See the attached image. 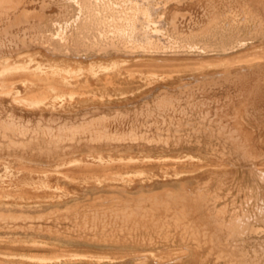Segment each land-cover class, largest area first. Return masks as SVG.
<instances>
[{"label": "bare ground", "instance_id": "6f19581e", "mask_svg": "<svg viewBox=\"0 0 264 264\" xmlns=\"http://www.w3.org/2000/svg\"><path fill=\"white\" fill-rule=\"evenodd\" d=\"M262 54L264 0H0V264H264V150L243 125L264 80L233 69ZM222 82L242 96L213 116L195 93ZM138 91L134 116L110 105Z\"/></svg>", "mask_w": 264, "mask_h": 264}, {"label": "rangeland", "instance_id": "374dc122", "mask_svg": "<svg viewBox=\"0 0 264 264\" xmlns=\"http://www.w3.org/2000/svg\"><path fill=\"white\" fill-rule=\"evenodd\" d=\"M34 5V4H33ZM35 5H37L36 3H35ZM179 5V7H181V8H188V9H190V10H192V11H194V13H196V15H198V16H196V17H199L200 16V14H198L199 12H201V8H199L200 7V4L198 5L197 3H193V2H190V3H185L184 5L183 4H178ZM197 6V7H196ZM50 8V10H52V9H54V6H51V7H49ZM196 8V9H195ZM199 8V9H198ZM199 10V11H198ZM262 56H264V54H262L261 55V58L260 59H258L259 61L257 62V61H253V62H255V63H253V62H247V63H245V62H243L242 63V65H243V67L242 68H240L242 65L240 64L239 66H234L233 67V69L235 68V67H238L237 69L235 68L234 70L235 71H239V70H242V69H244V68H246V70H253V71H251L250 72V74H249V76H250V78L251 79H258L257 77H260V79L261 80H264V74H262L261 72H260V74H258V73H255V71L256 70H258V69H262V68H264V57H262ZM104 60H106V59H104ZM107 60H108V58H107ZM148 60H149V62H148ZM170 60V61H169ZM174 60V62L172 63V61ZM144 61V62H143ZM143 61H140L139 63L138 62H134V60H129L126 64V67L129 69V70H131V71H133V73L135 74V76H136V78L137 79H140V78H143L144 77V73H145V75L147 74V72L148 71H150V70H152V69H155L158 73H160L162 70H164V69H166L165 67H167L168 65H171V64H185L187 61H190V60H188L187 58H182V56H177L176 58H174V59H165V60H155V59H153V58H150V57H147L146 59H144ZM159 61H161V62H159ZM162 61H164L163 63H162ZM177 61V62H176ZM170 62V63H169ZM180 62H182V63H180ZM262 62V64H260ZM152 63V64H151ZM156 63V64H155ZM168 63V64H167ZM251 63H253L254 64V66H253V64H251ZM85 64V66L87 65V63H84ZM142 64V65H141ZM149 64V65H148ZM162 64V65H161ZM165 64V65H164ZM250 66H249V65ZM132 65V66H131ZM159 65V66H158ZM257 65V66H256ZM262 65V66H261ZM88 66V65H87ZM247 66V67H246ZM256 66V67H255ZM260 66V67H259ZM130 67V68H129ZM142 69H141V68ZM145 67V68H144ZM221 67L222 66H219L218 68L217 67H215V68H210V67H207V68H205L204 70H188V69H184V67L183 68H180L179 69V71H174V72H172V78H170V81L169 82H166L165 81V84H167V86H170V87H173L172 89H174L175 88V86H177L178 85V83H180V82H190V84L191 85H193V84H195L196 83V81H195V76H196V78H198L199 80H200V78H201V75L203 74V75H211V74H213L214 73V71L216 70V72H219V70H223V68L221 69ZM254 67V68H253ZM209 68L211 69V70H209ZM251 68V69H250ZM258 68V69H257ZM214 69V70H213ZM232 68L230 69V71L232 72V73H234L235 71L233 70ZM167 70V69H166ZM208 70V71H207ZM233 70V71H232ZM209 72L208 74H207V72ZM212 71V72H211ZM176 72V73H175ZM185 72H187V73H185ZM192 72V73H191ZM254 72V73H253ZM138 73V74H137ZM180 73H181V75H180ZM184 74V75H183ZM194 74H195V76H194ZM198 74V75H197ZM258 74V75H257ZM177 75V76H176ZM178 75H179V77H178ZM200 75V76H199ZM142 76V77H141ZM176 76V77H175ZM191 76H193V77H191ZM199 76V77H198ZM186 77V78H185ZM188 77V78H187ZM202 79V78H201ZM179 80V81H178ZM194 80V81H193ZM173 81L175 82V83H173ZM177 81V82H176ZM160 83V84H159ZM161 83L163 84V80L162 81H159V82H156V84L157 85H159V87H161L162 88V85H161ZM262 83H264V82H262ZM169 84V85H168ZM223 84V85H222ZM95 85V84H94ZM173 85V86H172ZM219 85V86H218ZM218 85H215V86H211V87H209L208 86V88H209V90H208V88H207V90H206V92H202L201 94L199 93V91H197L195 94H196V97H198V98H202V96H203V98L204 97H206V98H209V100L211 99V101H209V102H207L206 103V105L204 104V105H202L201 107H200V109L202 110H207V109H209L210 110V113H211V115H213L215 112H214V110H215V105H216V102L214 101L216 98L218 99V105L220 104V105H222L223 103H225L226 101H227V96L228 95H231V96H233V97H235L234 99H236V100H239V98L242 96V94H241V96H239V95H237V90H236V87H234L233 85H230L229 83H227V82H222L221 84H218ZM228 85V86H227ZM227 86V87H226ZM216 87H217V89H218V91H217V89H216ZM222 87V88H221ZM109 89H111L110 87H109ZM171 89V88H170ZM222 89V90H221ZM154 91V94L155 93H157L158 91L156 90V89H153ZM215 90V91H214ZM155 91H157V92H155ZM212 91V92H211ZM214 91V92H213ZM217 91V92H216ZM236 91V92H235ZM224 92V93H223ZM232 93H234V94H232ZM245 93V92H244ZM244 93H243V95H244ZM246 94V93H245ZM200 95V96H199ZM127 96L129 97V99L130 100H125L124 101V99H122L121 101L120 100H113L112 101V103H110V105H123V106H125V107H128V108H130V114L132 115L133 114V111H138L139 110V104L141 105V103H142V99H140L139 100V98H141V96H140V94H139V91L138 92H135L134 94H127ZM209 96V97H208ZM215 96V97H214ZM217 96V97H216ZM222 96V97H221ZM256 99H255V104H254V107H250L251 109H250V111L251 112H249L250 114L247 116H244L243 115V125H244V127L245 128H247L250 132H251V136H252V138L253 137H255V139L253 138V143H254V145L256 146V144H257V146L256 147H259V148H261L262 150H264V121H262V120H264V90H262V91H260L259 93H257L256 95ZM211 97V98H210ZM227 98V99H226ZM205 99V98H204ZM223 99V100H222ZM117 101V102H116ZM129 101V103H127ZM115 102V103H114ZM213 103V104H212ZM129 104V105H128ZM134 105H135V107L136 108H138V110H134ZM130 106V107H129ZM205 106V107H204ZM243 107V106H242ZM257 107V108H256ZM86 108H83V109H79V110H77V111H84ZM214 109V110H213ZM256 110V111H255ZM214 112V113H213ZM252 112H254V113H252ZM257 112V113H256ZM252 114V115H251ZM255 114V115H254ZM261 114V115H260ZM219 115V114H218ZM258 115V116H257ZM133 116H134V114H133ZM214 116V115H213ZM217 116V115H216ZM255 116V117H254ZM132 117V116H131ZM253 118V120H252V118ZM249 118H251V119H249ZM261 119V120H260ZM253 123V124H252ZM258 123V124H257ZM260 124V125H259ZM250 125V126H249ZM255 125V126H254ZM257 126H259V127H257ZM253 128V129H252ZM255 129V130H254ZM261 129V130H260ZM261 131V132H260ZM257 132V133H256ZM253 135H256V136H253ZM192 153H194V152H196V153H194V154H199V153H197V151L195 150H193V149H191L190 150ZM204 155V154H203ZM210 158V157H209ZM208 158V159H209ZM208 159L206 158V159H203V161L204 162H209L210 160V162L211 163H215V162H217V160L214 158V160L211 158V159H209V161H208ZM213 161V162H212ZM156 167H158V166H156ZM0 169H2V165H0ZM206 172V173H205ZM202 175H201V177H200V179L202 180V181H204L205 179H207L208 178V172L207 171H205ZM108 173V172H107ZM206 174H207V178H206ZM73 175H75L76 177H79L80 178V176H82V175H85V176H89V174L88 173H82V172H79V173H75V174H73ZM218 176V175H217ZM231 176H232V174L230 173V175H227V183H229L230 184V182L229 181H231L230 180V178H231ZM202 177H204V178H202ZM233 177V176H232ZM239 177H240V175H239ZM238 177V178H239ZM133 180H135V181H139V176H135V177H133ZM38 181V180H37ZM52 183L53 184H55V182H54V180L52 181ZM79 183H81V182H79ZM60 184H63L64 186H71V185H75L76 183L75 182H72V181H69V180H65V179H60ZM211 184L212 183H210V186H211ZM244 184V183H243ZM212 188L214 187V185L212 184V186H211ZM225 191V190H224ZM240 196L238 197V198H240V197H243V195H244V193H242V192H240ZM229 198V197H228ZM226 199V201H224L225 199H219L218 201H217V203H218V206H220L221 204H223V203H227L228 201V204H230V198L229 199ZM224 201V202H223ZM230 206V205H229ZM175 246H178L177 244L175 245H170V247L169 248H174ZM129 262H127V264H128Z\"/></svg>", "mask_w": 264, "mask_h": 264}]
</instances>
